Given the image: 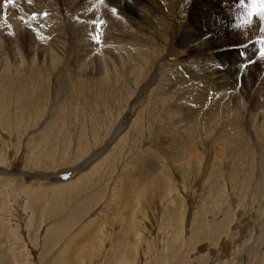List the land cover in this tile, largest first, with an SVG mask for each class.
Masks as SVG:
<instances>
[{"label":"rangeland","instance_id":"obj_1","mask_svg":"<svg viewBox=\"0 0 264 264\" xmlns=\"http://www.w3.org/2000/svg\"><path fill=\"white\" fill-rule=\"evenodd\" d=\"M3 1L0 264H264V0Z\"/></svg>","mask_w":264,"mask_h":264},{"label":"bare ground","instance_id":"obj_2","mask_svg":"<svg viewBox=\"0 0 264 264\" xmlns=\"http://www.w3.org/2000/svg\"><path fill=\"white\" fill-rule=\"evenodd\" d=\"M5 1V0H4ZM4 1H3V3H4ZM12 1H14V0H12ZM19 1V0H18ZM80 1H82V0H80ZM84 1V0H83ZM107 1V0H106ZM121 1V0H120ZM17 2V1H16ZM20 2H21V0H20ZM20 2H17L18 4L20 3ZM24 2V1H23ZM54 2V1H53ZM70 2V1H69ZM75 2V1H74ZM155 2V1H154ZM5 3H6V1H5ZM25 3V2H24ZM24 3H23V5H24ZM72 3V2H71ZM122 3V2H121ZM140 3H142V5H144V6H146V5H148V6H150L151 4H152V1L151 0H125V2H124V4L126 5V6H128V8H131L132 10L134 9V10H139L138 8H136V6L138 5V4H140ZM9 4V3H8ZM8 4H7V6H8ZM16 4V3H15ZM14 4V5H15ZM38 4H40V3H38ZM114 4V3H113ZM128 4H130V5H128ZM4 5H6V4H3V7L5 8L6 6H4ZM86 5H88V3L86 4ZM19 6V5H18ZM25 6V5H24ZM34 6V5H33ZM33 6H30V7H32L33 8ZM49 6V5H48ZM47 6V8H49ZM90 6H91V4H90ZM11 7V6H10ZM112 7V6H111ZM18 8H20V6L18 7ZM80 8V7H79ZM82 8V7H81ZM25 9V8H24ZM23 9V11L26 13L27 11V9L26 10H24ZM87 9H89V8H87ZM90 9H91V7H90ZM92 9H93V6H92ZM102 9V8H101ZM153 9V8H152ZM10 10V9H9ZM12 10V9H11ZM94 10V9H93ZM128 10V9H127ZM123 11V10H122ZM3 12V11H2ZM19 12H21V11H19ZM24 12H22V14L24 13ZM51 13H53V10L52 11H50ZM5 13V12H4ZM148 13V12H147ZM6 14V13H5ZM9 14V13H8ZM15 13L13 12V14L11 13V15H5V17H6V20H5V22H3V21H1L0 22V28H1V26H2V30H4V28L5 29H7L8 31L7 32H5V34H7V36H9L10 34H16V36H17V32L19 31V22H18V19H17V21H16V17L15 16H13ZM21 14V13H20ZM45 15H47V14H45ZM23 16V15H22ZM140 16H141V14H140ZM143 16V15H142ZM2 17V16H1ZM0 17V18H1ZM18 17V16H17ZM21 17V16H20ZM34 17V16H33ZM42 17V16H41ZM53 17H56V16H50L49 14L47 15V18H45L44 19V23H45V25L43 26V25H40V27L41 26H43V29H44V27L46 26V22H47V20H52L53 19ZM145 17V16H144ZM143 18V17H142ZM152 19V18H151ZM2 20V19H1ZM31 20V19H30ZM117 20V19H116ZM140 20V19H139ZM145 20V19H144ZM23 21V20H22ZM25 21V20H24ZM36 21V20H35ZM110 21H112V23H113V20H110ZM143 21V20H142ZM37 22V21H36ZM119 22H122V21H119ZM43 23V24H44ZM148 23V22H147ZM27 24V23H26ZM39 24V23H38ZM37 24V25H38ZM119 24V23H118ZM22 25V24H21ZM115 25V24H114ZM3 26H5L4 28H3ZM21 27V26H20ZM33 27V26H32ZM37 27V26H36ZM39 27V26H38ZM123 28L122 29H124V27L125 26H122ZM24 28V27H23ZM2 30L0 29V33L2 32ZM21 30V29H20ZM23 30V29H22ZM21 30V31H22ZM39 33H42V34H44V36H42V37H45V38H48L49 36H51L52 34H53V32H52V29L51 28H48L47 30H40V32H38V35H39ZM29 34V33H28ZM98 34H100V32L98 33ZM21 35V34H20ZM37 35V36H38ZM103 36V35H102ZM15 37V36H14ZM41 37V36H40ZM17 38H18V36H17ZM20 38H21V36H20ZM24 38V37H23ZM188 38V37H187ZM54 39V38H53ZM121 39V38H120ZM182 39V38H181ZM180 39V40H181ZM11 40V39H10ZM13 40V39H12ZM15 40V39H14ZM57 40V38L54 40V42ZM83 40H85V39H83ZM220 40V39H219ZM22 41V40H21ZM38 41H40V40H38ZM111 41V40H110ZM217 41H218V39H217ZM217 41H215V40H210L209 42H208V44L210 45V46H213L215 49H218V53H216V55H217V57L218 56H221L220 57V59H219V62H221V60L224 58V55H221V53H224L225 51H226V49L224 48V47H226V46H224V45H217L216 43H217ZM17 42V41H16ZM50 42H53V41H49L48 43H46V45L47 46H45V48L44 49H42L41 51H42V54H43V56H44V59H45V57H49L48 59H50V62L51 63H55L56 61H58L57 60V58H56V54L54 53V51H53V49L49 46V44H51ZM183 42V41H182ZM2 42V40H1V36H0V66H1V71H5V73H8V72H10L9 71V67L10 66H13V64H14V62H15V64L17 65L16 67V70H18L19 69V65H24V61L21 59V58H19V53H20V49H19V46H18V43H17V46L15 45V46H13V47H11L12 49H11V51L9 52L8 51V49H6V47L3 45V44H5V43H3ZM7 43V42H6ZM23 43V42H22ZM21 43V44H22ZM40 43V42H39ZM95 43V42H94ZM98 43H99V41H98ZM100 43H101V41H100ZM112 43V42H111ZM96 44V43H95ZM216 44V45H215ZM98 45V44H97ZM96 45V46H97ZM106 42H103V44L101 43V46L100 45H98V47H96L97 48V51H95L96 53H97V56H98V60L101 62V65L105 68V69H107L106 67H107V65H106V63H108V62H106L107 60L104 58V55L101 53V50H102V48H103V52H104V50H106V52H107V50H109V48L107 49L106 48ZM185 45V44H184ZM8 46V45H7ZM92 46H94L95 47V45H92ZM180 46H182V45H180ZM126 48V47H125ZM124 47H123V49H125ZM141 48H143V49H141ZM183 48V47H182ZM22 49H23V47H22ZM115 49V48H114ZM110 49L109 51H111V52H116V54L119 56V57H121V60L119 61V64H121V66L122 67H124V65L126 64L125 63V60H123V59H125V57L122 55V54H125V53H130V51H124L122 48H120V49ZM145 48L144 47H142V46H140L139 44H136V47H134V52H135V54L138 56V58H139V62H136L135 60H131V62L130 63H133L136 67L137 66H139L140 64H141V62H145L146 61V58H145V56H148L149 55V51H147L146 49V51H143ZM184 49V48H183ZM31 50H32V52H33V55H34V57H33V59L32 60H36V58H37V53L39 52L38 50H40L39 48H37V47H35V46H33L32 48H31ZM129 50V49H128ZM192 50V49H191ZM193 50H195L196 52H202V51H200L199 49H196V48H193ZM119 51V52H118ZM131 51H133V50H131ZM31 52V53H32ZM121 52V53H120ZM116 54H114V55H116ZM121 54V55H120ZM110 55V54H109ZM116 55V56H117ZM154 55V54H153ZM106 56V55H105ZM25 57V56H24ZM127 57L128 58H130V57H132V55L131 54H127ZM24 59V58H23ZM25 60V59H24ZM83 63V62H82ZM84 63H86V62H84ZM83 63V64H84ZM14 64V65H15ZM10 65V66H9ZM79 65H81V63L79 64ZM114 65V64H113ZM83 66H85V64L83 65ZM83 66H79L80 67V69L81 68H85V67H83ZM88 67V66H87ZM141 67V66H140ZM139 67V68H140ZM80 69H77V71L79 70L80 71ZM103 70V69H102ZM81 71H83V70H81ZM86 72V71H85ZM82 73V72H81ZM84 73V72H83ZM4 74V73H3ZM12 74V73H11ZM12 75H14V74H12ZM166 82H169V81H167L166 80ZM176 84L177 85H179L180 83L177 81L176 82ZM169 95V94H168ZM199 95V94H198ZM169 98V97H168ZM167 97L165 98V96H163V95H161V100H163V102L165 103L166 102V100L168 99ZM171 98V97H170ZM196 98H198V97H196ZM197 101V100H196ZM199 101V100H198ZM172 154V153H171ZM175 169V168H174ZM177 172H178V170L177 169H175ZM173 171V170H172ZM159 185V184H158ZM149 189V188H148ZM152 190L150 189V192H151ZM145 192V191H144ZM148 192H149V190H148ZM147 192V193H148ZM146 193V192H145ZM152 211V210H151ZM148 214V213H147ZM142 218V217H141ZM158 219V218H157ZM101 239H102V237H101ZM136 240V239H135ZM103 241V240H102ZM133 241V240H132ZM16 242V241H15ZM135 242V241H134ZM103 243V242H102ZM104 243H105V241H104ZM133 243V242H132ZM134 244V243H133ZM13 248V247H12ZM19 248V247H18ZM22 252V251H21ZM26 253V252H25ZM26 255H28V253L26 254ZM28 256H30V255H28ZM72 257V256H71ZM27 262H29L28 261V258H27Z\"/></svg>","mask_w":264,"mask_h":264},{"label":"snow or ice","instance_id":"obj_3","mask_svg":"<svg viewBox=\"0 0 264 264\" xmlns=\"http://www.w3.org/2000/svg\"><path fill=\"white\" fill-rule=\"evenodd\" d=\"M254 11H259L260 13H264V5H261L258 9H254ZM261 55H264V51H262Z\"/></svg>","mask_w":264,"mask_h":264}]
</instances>
